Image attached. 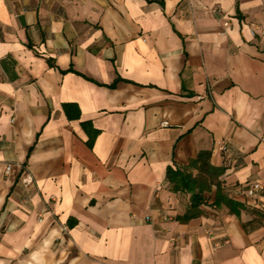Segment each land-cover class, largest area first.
I'll list each match as a JSON object with an SVG mask.
<instances>
[{
  "label": "crops",
  "instance_id": "0c3cea01",
  "mask_svg": "<svg viewBox=\"0 0 264 264\" xmlns=\"http://www.w3.org/2000/svg\"><path fill=\"white\" fill-rule=\"evenodd\" d=\"M263 3L0 0V264H264ZM201 151L240 208L181 222Z\"/></svg>",
  "mask_w": 264,
  "mask_h": 264
},
{
  "label": "trees",
  "instance_id": "16d2710c",
  "mask_svg": "<svg viewBox=\"0 0 264 264\" xmlns=\"http://www.w3.org/2000/svg\"><path fill=\"white\" fill-rule=\"evenodd\" d=\"M73 70V69H71ZM114 86V85H112ZM70 117L79 118V115L72 116L68 112ZM84 127H87V123H83ZM98 134V131H94L90 136L89 146H92L93 141ZM224 170L220 167H216L211 163V153L209 151H201L198 156L191 160L187 166L174 168L172 166L167 169V179L171 184L172 191L174 192H186L191 195V204L183 216H178V221L188 222L194 218H197L203 214L202 206L205 204V194L212 192L213 187H216V199L214 205L221 207L226 205L232 212L238 213L239 204L232 201L226 194L222 180L220 179Z\"/></svg>",
  "mask_w": 264,
  "mask_h": 264
},
{
  "label": "built area",
  "instance_id": "2783aa9c",
  "mask_svg": "<svg viewBox=\"0 0 264 264\" xmlns=\"http://www.w3.org/2000/svg\"><path fill=\"white\" fill-rule=\"evenodd\" d=\"M264 6V3H263ZM167 124V122H164L163 125ZM221 149L226 150V145L222 146ZM222 150V151H223ZM10 170V165L7 166L6 171L8 172ZM21 181L24 184V186H30L34 182V178L31 173L26 172L21 177ZM243 193L249 200L252 201V204H257L256 201L264 196V183L261 181H254L250 185H248L245 188H239L236 190V193ZM209 233H211L210 230H208Z\"/></svg>",
  "mask_w": 264,
  "mask_h": 264
}]
</instances>
